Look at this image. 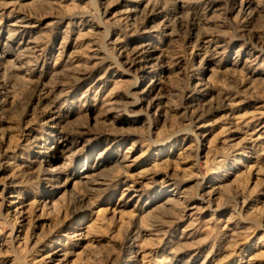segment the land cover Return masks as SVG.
<instances>
[{
	"label": "rangeland",
	"instance_id": "1",
	"mask_svg": "<svg viewBox=\"0 0 264 264\" xmlns=\"http://www.w3.org/2000/svg\"><path fill=\"white\" fill-rule=\"evenodd\" d=\"M133 1L0 0V55L37 43L29 80L0 74V264H264V0H144L165 13L137 30ZM114 40L165 51L137 106Z\"/></svg>",
	"mask_w": 264,
	"mask_h": 264
},
{
	"label": "bare ground",
	"instance_id": "2",
	"mask_svg": "<svg viewBox=\"0 0 264 264\" xmlns=\"http://www.w3.org/2000/svg\"><path fill=\"white\" fill-rule=\"evenodd\" d=\"M40 1L42 3H50L53 0H40ZM143 1L144 0H134L133 2L135 5V9H132L131 11H129L128 12L129 14L127 15V17H132V16H135L139 13L143 14L142 19H140V21L136 22V23H138L137 25H139V26L137 28H135L136 26L133 27V29L135 28V30H137L138 28L141 29L142 27H144V25H146L145 20L150 15H152L153 17L154 16L158 17L157 15L165 13L164 10L160 9V6H159L160 4L154 5L152 7V9L148 11L149 16L146 15V12L142 13L140 6H141ZM185 1L186 0H176L179 10H181L183 8ZM3 5H5V4H3ZM239 5L240 6L238 7L239 8L238 11H241L243 13L245 12L247 14H252L254 11H257L258 8L261 7L259 0H241V3ZM5 8L10 10V11H13L11 9L10 5H5ZM9 14L10 13H8V15ZM29 17L30 16L25 15V14H21V13H18L17 15H15L14 19L7 25V27L9 28L7 30L9 32V34H8L9 37L12 38V35L13 36L15 35L18 37L19 34L23 33L29 27H32V25L29 22L30 21ZM166 19H168V18H166ZM129 20H130L131 24H128V25H129V28L131 29L132 28L131 26L135 25L134 24L135 20H131V19H129ZM168 22H170V19H168L166 21L163 20L162 24L161 23L158 24L159 26H157V28H160V29L166 31V34H164V35H166V37H168V38H172L174 35V30L169 28L170 24H168ZM171 24H173V22ZM169 29H171V31L167 32ZM5 33H6V31H5ZM192 35H194L196 40H198L199 42H202L203 39L210 38L208 35H200V33L199 34H192ZM18 43H20V42H18ZM112 43H114L115 46H119L117 48L118 50L121 49L119 42L114 40V41H112ZM204 43H208V41H205ZM36 44H35L34 40L28 39L25 43H23L22 45H19L20 47L17 46L19 48L16 49L15 53L18 56L15 57L14 60H7L6 59L8 57L7 55H0V74L7 73L9 76L15 78L17 76V74L20 73L21 71L23 72V70L25 68L28 69L29 67H32V69L24 72V76L26 75L27 76L26 78L28 79L30 77L31 73H33V71H34L33 68H35V66H36V64L31 65V62L33 61V59L36 58V53H37ZM0 49H1V44H0ZM198 49H203V48H198ZM89 51H90V55L92 56L93 60H98V61H105L106 60V58L103 55L102 48H99V47L96 48V46L94 45L91 47V49ZM125 51H126V49H125ZM212 52H213V49H210L207 47L205 48L203 53H204V56L206 57V61L211 62ZM164 53H165V51L159 50L156 46V42L151 41V40L138 45L135 49H133L132 51L127 52V53L124 52L123 49L119 50L118 54H119L121 61L113 63L112 66L113 65H117L119 67L123 66L125 70L123 72L121 71L123 73L122 75L123 76L128 75V76H131L133 78V84H132L131 89L133 91H136L137 95L135 97H132V100H131L132 101L131 102L132 107L135 105L137 106V105L141 104L145 100V98H147L151 93L155 92L156 89H160L162 83L165 82V78H164L165 76L164 77L159 76L158 78L153 77L144 87H142L141 89L138 88L142 84V82L138 78H140V77L144 78V77H146V75L154 72L155 70H158L161 68L163 69V66H164V63H163L164 60L163 59L165 57ZM113 61H115V60H113ZM110 67H111V65H110ZM121 69H123V68H121ZM121 69H119V70H121ZM131 73L133 75H131ZM156 99H157V97L154 96L153 100H156ZM55 149H56V147H55ZM62 169H63L62 163L59 165H54V166H52V168L50 170H48V172H49L48 176L55 179L62 172ZM79 173H80V175H79L80 179L84 180L83 184H90L91 183V180L86 175V169H81L79 171ZM94 185H96V184H94ZM89 191H91V190H89ZM173 195L174 194H168L162 200V203L158 206V208L156 207L157 211L165 212L168 208L172 207L174 205ZM189 210H193V208L191 207Z\"/></svg>",
	"mask_w": 264,
	"mask_h": 264
}]
</instances>
